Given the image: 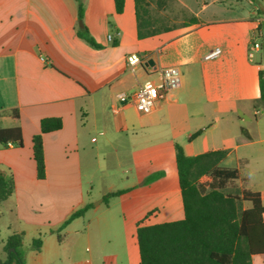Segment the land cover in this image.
Instances as JSON below:
<instances>
[{"label": "crops", "instance_id": "crops-1", "mask_svg": "<svg viewBox=\"0 0 264 264\" xmlns=\"http://www.w3.org/2000/svg\"><path fill=\"white\" fill-rule=\"evenodd\" d=\"M259 1L264 0H155L175 5L182 20L158 29L148 10L143 20L150 34L139 38L134 0H124L120 14L114 0H81L82 20L75 0H0V128L18 126L22 135V147H0V174L14 184L0 204V260L7 237L22 233L25 264H139L137 224L183 218L176 169L165 167L174 145L187 156L226 150L220 165L236 169L238 178L227 182L224 192L257 193L264 207V102L258 79L264 63L260 52L248 58L264 20ZM79 22L99 47L77 36ZM214 48L220 55L204 60ZM132 53L146 55L135 73L126 66ZM164 67H178L181 86L152 113L140 115L132 104L116 102L118 93L156 80L155 70ZM48 117L60 118L62 128L42 136L45 178L39 180L32 137ZM129 130L139 133L128 135ZM95 131L101 139L92 136ZM119 136L133 138L126 154L133 174L121 189L126 192L110 197L114 201L100 215L104 197L118 190L105 173V187L96 194L101 200L93 206V169L100 160L112 168L121 162ZM138 164L147 167L145 176L137 174ZM154 172L163 176L144 183ZM87 204L92 206L83 216L57 233ZM36 238L42 240L38 251L31 249ZM251 262L264 264V254Z\"/></svg>", "mask_w": 264, "mask_h": 264}, {"label": "trees", "instance_id": "trees-1", "mask_svg": "<svg viewBox=\"0 0 264 264\" xmlns=\"http://www.w3.org/2000/svg\"><path fill=\"white\" fill-rule=\"evenodd\" d=\"M77 4L78 20L83 18L81 0ZM253 3L254 0H247ZM138 22V37L150 34L145 30L148 13L147 0H134ZM115 11L120 14L124 0H114ZM190 21H194L191 19ZM144 24H142V23ZM261 28V26L259 27ZM167 29V28H166ZM77 36L89 45H99L88 34L85 27L77 30ZM115 45V43H114ZM262 61V59H261ZM260 102H264V70L259 71ZM40 132L32 137V157L35 162L36 177L45 178V163L42 136L62 128L58 117L42 118ZM195 136V135H193ZM22 147V135L18 126L0 128V147ZM226 150L210 151L196 156L185 155L179 145H174V162L180 188L183 218L177 221L137 224L136 242L139 252V264H252L254 255L264 254V207L257 193L242 191V196L224 192L227 182L236 180V169L220 165L226 157ZM163 176V172L149 174L144 183H151ZM207 177L208 184L200 183ZM11 176L0 174V204L13 192ZM126 190L108 193L105 197H116ZM104 197V198H105ZM242 201L250 207L242 209ZM92 205L87 204L72 212L60 225L59 233L69 222L84 215ZM58 239L60 235L57 234ZM23 235L14 233L4 242V260L0 264H25L21 254ZM42 240L31 242V249L40 250Z\"/></svg>", "mask_w": 264, "mask_h": 264}, {"label": "rangeland", "instance_id": "rangeland-1", "mask_svg": "<svg viewBox=\"0 0 264 264\" xmlns=\"http://www.w3.org/2000/svg\"><path fill=\"white\" fill-rule=\"evenodd\" d=\"M155 1V0H153ZM152 1V5L150 7H148L147 9L150 10V15L149 17L153 19L154 25L156 28H167V27H173L175 25H177L178 23H180V21L182 20V14L180 12V10L173 5L172 3H166L165 2L163 4L160 5H155V2ZM166 1V0H165ZM258 6H261L264 8V1L262 3L259 2H255ZM260 56V55H257ZM130 103V102H129ZM131 104V103H130ZM263 108V106H262ZM99 131H95L92 133V136L96 138V140L101 139L102 136H100L98 133ZM135 133H139V131L137 130H129L127 132L128 135H133ZM119 143L121 141L122 145H120L119 148H117L118 153L122 156V160L121 162L116 166V167H108L107 164H105L104 161L100 160L99 163H96L94 165V194L93 197H91V200H96L94 202H92V205L95 206V203L98 202L100 199V197H96V194L98 192H100L101 190L104 189L105 187V179L103 178V175L105 173L111 174L112 179L110 180V182L113 183L114 185V190H121L124 189L130 182H131V177L133 174V167L131 166V164L126 160V154L127 151L129 150V146H131L132 143V139L131 136H129L128 138H124L123 136H119L118 138ZM172 153V152H171ZM168 164H171V167L174 169L175 168V162H174V154H171L169 156V158L167 157V161L165 162V167L168 168ZM110 166V165H109ZM108 167V168H107ZM137 174H146L144 172H146L145 170H147V167L145 165H140L138 164L137 167ZM149 170H151V166L149 165ZM145 176V175H144ZM85 178H84V182H85ZM88 180V179H87ZM128 180V181H127ZM114 201L112 198H108L105 197L103 199V201L99 204L98 206V210H97V214H104L105 213V209H106V205L108 202ZM117 205V204H116ZM242 207V206H241ZM115 210L116 213H118V208H116ZM152 220H155V222H159V220L154 217ZM122 231V229H120L117 226V231ZM130 236L133 237V239H135V232L132 231L130 232Z\"/></svg>", "mask_w": 264, "mask_h": 264}, {"label": "built area", "instance_id": "built-area-1", "mask_svg": "<svg viewBox=\"0 0 264 264\" xmlns=\"http://www.w3.org/2000/svg\"><path fill=\"white\" fill-rule=\"evenodd\" d=\"M107 39L112 41L113 37L108 35ZM262 29L258 28L252 36L249 46L248 58L253 59L254 54L261 53ZM221 50L214 48L204 54V60H214L220 55ZM146 55L132 53L126 56L127 70L135 73L142 67ZM156 80H146L140 83L132 93L120 92L116 95V102L119 105L131 103L135 111L140 115L152 113L157 104L166 99V96L181 86L182 76L178 67H164L155 70ZM118 108H113L116 113ZM264 219V213L262 214Z\"/></svg>", "mask_w": 264, "mask_h": 264}, {"label": "water", "instance_id": "water-1", "mask_svg": "<svg viewBox=\"0 0 264 264\" xmlns=\"http://www.w3.org/2000/svg\"><path fill=\"white\" fill-rule=\"evenodd\" d=\"M79 27H82V23L79 22ZM261 29H262V43H261V55L264 63V20L261 21Z\"/></svg>", "mask_w": 264, "mask_h": 264}]
</instances>
